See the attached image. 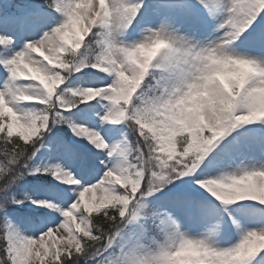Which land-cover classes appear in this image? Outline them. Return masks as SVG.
Returning a JSON list of instances; mask_svg holds the SVG:
<instances>
[{"label": "snow or ice", "instance_id": "6c2138e0", "mask_svg": "<svg viewBox=\"0 0 264 264\" xmlns=\"http://www.w3.org/2000/svg\"><path fill=\"white\" fill-rule=\"evenodd\" d=\"M0 264H264V0H0Z\"/></svg>", "mask_w": 264, "mask_h": 264}]
</instances>
